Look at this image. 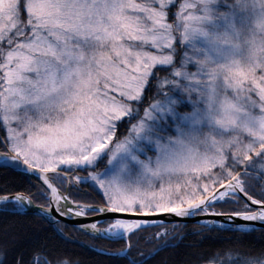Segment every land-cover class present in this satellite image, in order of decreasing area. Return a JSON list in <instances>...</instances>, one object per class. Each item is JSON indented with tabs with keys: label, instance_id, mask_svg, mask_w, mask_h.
Instances as JSON below:
<instances>
[{
	"label": "snow or ice",
	"instance_id": "snow-or-ice-1",
	"mask_svg": "<svg viewBox=\"0 0 264 264\" xmlns=\"http://www.w3.org/2000/svg\"><path fill=\"white\" fill-rule=\"evenodd\" d=\"M0 149L40 182L0 186V213L71 227L110 264L173 247L166 215L236 234L208 264H264L241 242L264 226V0H0ZM11 264L79 261L41 242Z\"/></svg>",
	"mask_w": 264,
	"mask_h": 264
},
{
	"label": "trees",
	"instance_id": "trees-1",
	"mask_svg": "<svg viewBox=\"0 0 264 264\" xmlns=\"http://www.w3.org/2000/svg\"><path fill=\"white\" fill-rule=\"evenodd\" d=\"M123 131V129H121ZM2 151V149H0ZM84 175V173H80ZM29 183L37 185L33 191L38 190L39 183L35 180H25L12 172L0 168V186L7 184L10 188L23 189ZM73 198L87 202H99V197L92 188L80 185L78 190L73 189ZM257 198H259L257 194ZM37 203H42L36 198ZM231 207V205L227 206ZM176 230H171V225H166L170 231L169 241L174 246L167 247L159 252L151 260V264H208L210 257L217 250L231 245L229 237L234 238L235 233L226 231H208L192 224H176ZM157 229L149 228L141 233L142 237ZM65 234L71 238L85 243L88 237L71 227L65 230ZM44 242L53 251L54 255L66 256L78 260L79 264H110L106 256L87 251L77 245L69 243L52 234L49 225L34 215H13L0 213V248L7 250L6 264H11L17 254H23L27 258L31 249L38 243ZM242 247L259 251L264 249V230H256L241 237ZM100 245L116 247L110 241H98ZM156 243L145 244L140 240V246L144 251L150 250Z\"/></svg>",
	"mask_w": 264,
	"mask_h": 264
},
{
	"label": "water",
	"instance_id": "water-1",
	"mask_svg": "<svg viewBox=\"0 0 264 264\" xmlns=\"http://www.w3.org/2000/svg\"><path fill=\"white\" fill-rule=\"evenodd\" d=\"M33 180L37 181L35 178H33ZM37 182L40 183L39 181H37ZM28 214L34 215L32 212H29ZM161 219H163L165 225H172V223H175V224H192V225H196V226H199L200 227L199 221L202 220V217L195 216V217H189V218L180 219V218H176V217L171 216V215H166V216L162 217ZM237 223H244V222L237 221ZM205 230H207V229H205ZM256 230H264V226L257 224L256 225ZM65 241H67L69 243H72L74 245H77V246H79V247H81V248H83V249H85L87 251H90V252H93V253L98 254L97 252L92 251L88 247H86L85 246V243H83V242H81L79 240H76L74 238L69 237V239L68 240H65Z\"/></svg>",
	"mask_w": 264,
	"mask_h": 264
}]
</instances>
